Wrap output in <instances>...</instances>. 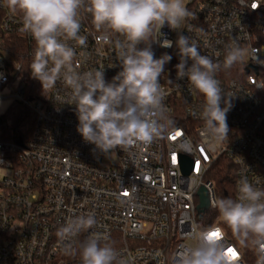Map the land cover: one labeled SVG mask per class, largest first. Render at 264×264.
I'll return each instance as SVG.
<instances>
[{
	"label": "built area",
	"instance_id": "built-area-1",
	"mask_svg": "<svg viewBox=\"0 0 264 264\" xmlns=\"http://www.w3.org/2000/svg\"><path fill=\"white\" fill-rule=\"evenodd\" d=\"M185 6L195 19L187 20L180 31L197 43L201 54L222 66L233 42L245 52L241 62L216 74L232 104L227 143L210 146L199 118L204 98L187 78L176 80L175 47L153 44L156 58L173 56L160 83L174 128L150 146L117 149L107 156L77 132L75 106L62 81L44 91L39 82L41 93L30 90L29 95L21 61H29V68L35 43L21 31L19 14L0 6V104L12 100L35 116L32 135L22 141L6 138V116L0 115V168L11 172L0 181V264H70L57 229L69 216L90 212L97 224L76 238L74 251L90 235L99 234L107 236L125 264H173L174 254L193 243L192 227L221 226L218 217L205 221L217 211L211 174L218 165L233 166L235 197L242 175L264 189V0H185ZM161 32L162 39H177L167 26ZM80 34L87 44L75 46L77 71L104 70L111 82L121 70L116 52L87 12L81 16ZM11 35L27 46L20 60L3 49V37ZM182 158L192 162L187 174ZM201 189L207 192L209 209L199 219ZM222 241L237 252L238 264H255L251 248L235 245L225 231Z\"/></svg>",
	"mask_w": 264,
	"mask_h": 264
},
{
	"label": "clouds",
	"instance_id": "clouds-1",
	"mask_svg": "<svg viewBox=\"0 0 264 264\" xmlns=\"http://www.w3.org/2000/svg\"><path fill=\"white\" fill-rule=\"evenodd\" d=\"M0 6L19 14L21 31L35 43L29 66L32 78L43 91L54 88L57 81L70 89L77 132L100 153L107 156L117 149L150 146L174 128V120L166 115V93L160 83L173 56L163 53L156 58L153 44L175 47L176 80L187 78L204 98L199 118L210 146L227 143V113L232 104L216 74L221 67L228 70L241 62L245 52L233 42L222 66L201 54L197 43L180 31L187 20L195 19L184 0H3ZM83 12L91 15L103 41L116 52L121 70L111 82L106 81L104 70L77 71L75 46L87 44L80 34ZM164 26L177 33L175 42L162 39ZM212 206L221 225L241 246L254 251L255 264H264V189L242 175L236 197H217ZM96 224L91 212L69 216L56 232L63 253L71 255L76 238ZM224 231L222 226L192 227L189 238L193 243L174 254L173 264H238L237 257L228 252L231 247L222 241ZM216 232L220 237L211 235ZM107 240L94 234L80 243L81 264H125Z\"/></svg>",
	"mask_w": 264,
	"mask_h": 264
},
{
	"label": "trees",
	"instance_id": "trees-1",
	"mask_svg": "<svg viewBox=\"0 0 264 264\" xmlns=\"http://www.w3.org/2000/svg\"><path fill=\"white\" fill-rule=\"evenodd\" d=\"M1 17L0 14V35L1 33ZM3 49L7 50L11 55L16 57L18 60H20V56L22 54H25L27 50V46L25 45L23 39L19 37L18 35H11L8 37H3ZM24 62V67L22 70V75L25 81L27 82V88L29 90H35L36 94H40V85L39 81L32 78L31 74L29 73V61H21ZM35 128V116L33 112L27 108L26 106H23L21 104L15 103L10 108V112L5 117L3 129L6 138L9 140H25L29 138L32 135V132ZM211 179L214 182L215 187V194L217 197H232L235 198V181L233 177V166L230 163L224 162L218 165L213 173L211 174ZM218 212L215 211L211 214V217L214 219L217 217ZM221 225V222H220ZM222 227H225V233L227 235V238L233 242L235 245L243 248L248 249L246 247H243L239 244V242L233 237L231 232L227 230L226 226L221 225ZM77 248L70 256V264H81V259L79 256Z\"/></svg>",
	"mask_w": 264,
	"mask_h": 264
},
{
	"label": "rangeland",
	"instance_id": "rangeland-1",
	"mask_svg": "<svg viewBox=\"0 0 264 264\" xmlns=\"http://www.w3.org/2000/svg\"><path fill=\"white\" fill-rule=\"evenodd\" d=\"M184 4H185V0H184ZM8 59L10 60L11 58L8 57ZM15 104V102H13L12 100H5L0 104V115L1 116H6L9 114L10 112V108L11 106H13ZM109 162V161H108ZM11 172L4 169V168H0V181L6 177V176H10ZM218 217V216H217ZM217 217H215L214 219L211 217V214H209L208 217H206L205 221L208 223L210 222H214L216 221Z\"/></svg>",
	"mask_w": 264,
	"mask_h": 264
},
{
	"label": "water",
	"instance_id": "water-1",
	"mask_svg": "<svg viewBox=\"0 0 264 264\" xmlns=\"http://www.w3.org/2000/svg\"><path fill=\"white\" fill-rule=\"evenodd\" d=\"M182 163H183V170L185 174H187L188 168L192 166V162L188 158H182ZM199 195L201 197V200H200V205L198 207L200 212L198 218L201 219V213L209 209V198L207 192L204 189L200 190Z\"/></svg>",
	"mask_w": 264,
	"mask_h": 264
},
{
	"label": "snow or ice",
	"instance_id": "snow-or-ice-1",
	"mask_svg": "<svg viewBox=\"0 0 264 264\" xmlns=\"http://www.w3.org/2000/svg\"><path fill=\"white\" fill-rule=\"evenodd\" d=\"M176 135L179 136L180 133L178 132ZM125 194H127V193H125ZM211 235H214V236H216V237H220L221 234H220L219 232H216V233H212ZM228 252L232 254L233 258H236L237 255H238V254L236 253V251H235L234 249H232V248H229V249H228Z\"/></svg>",
	"mask_w": 264,
	"mask_h": 264
}]
</instances>
